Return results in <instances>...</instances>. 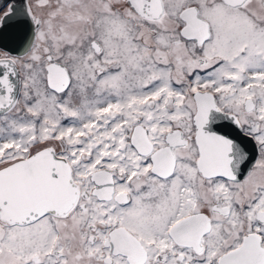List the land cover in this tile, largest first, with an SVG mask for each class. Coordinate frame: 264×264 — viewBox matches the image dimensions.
I'll return each instance as SVG.
<instances>
[{
    "label": "snow or ice",
    "instance_id": "snow-or-ice-1",
    "mask_svg": "<svg viewBox=\"0 0 264 264\" xmlns=\"http://www.w3.org/2000/svg\"><path fill=\"white\" fill-rule=\"evenodd\" d=\"M0 264H264V0H0Z\"/></svg>",
    "mask_w": 264,
    "mask_h": 264
},
{
    "label": "water",
    "instance_id": "water-1",
    "mask_svg": "<svg viewBox=\"0 0 264 264\" xmlns=\"http://www.w3.org/2000/svg\"><path fill=\"white\" fill-rule=\"evenodd\" d=\"M24 3H26V0H23Z\"/></svg>",
    "mask_w": 264,
    "mask_h": 264
},
{
    "label": "rangeland",
    "instance_id": "rangeland-1",
    "mask_svg": "<svg viewBox=\"0 0 264 264\" xmlns=\"http://www.w3.org/2000/svg\"><path fill=\"white\" fill-rule=\"evenodd\" d=\"M26 3H27V0H26Z\"/></svg>",
    "mask_w": 264,
    "mask_h": 264
}]
</instances>
